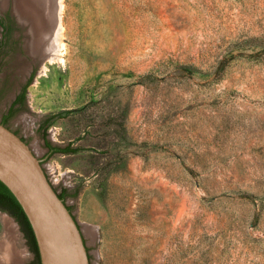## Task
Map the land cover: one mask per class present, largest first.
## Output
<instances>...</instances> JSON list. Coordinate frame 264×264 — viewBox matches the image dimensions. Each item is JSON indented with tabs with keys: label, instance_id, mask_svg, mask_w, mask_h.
I'll list each match as a JSON object with an SVG mask.
<instances>
[{
	"label": "rangeland",
	"instance_id": "374dc122",
	"mask_svg": "<svg viewBox=\"0 0 264 264\" xmlns=\"http://www.w3.org/2000/svg\"><path fill=\"white\" fill-rule=\"evenodd\" d=\"M33 4L0 0V106L32 68L8 124L89 264H264V0H63L59 21L56 0ZM57 24L53 63L30 47ZM45 139L68 151L44 157ZM6 235L34 264L0 209Z\"/></svg>",
	"mask_w": 264,
	"mask_h": 264
},
{
	"label": "water",
	"instance_id": "95a60500",
	"mask_svg": "<svg viewBox=\"0 0 264 264\" xmlns=\"http://www.w3.org/2000/svg\"><path fill=\"white\" fill-rule=\"evenodd\" d=\"M0 181L13 194L29 222L40 264H89L78 222L47 179L40 159L2 123Z\"/></svg>",
	"mask_w": 264,
	"mask_h": 264
},
{
	"label": "bare ground",
	"instance_id": "6f19581e",
	"mask_svg": "<svg viewBox=\"0 0 264 264\" xmlns=\"http://www.w3.org/2000/svg\"><path fill=\"white\" fill-rule=\"evenodd\" d=\"M27 1V3H29V5H31L32 3H34L33 5H35V7L37 9H42V8H39L38 6L39 5V0H25ZM57 1V18H58V21H59V17L61 16V13H62V5H63V0H56ZM32 5V6H33ZM38 5V6H37ZM25 7V6H24ZM23 7V8H24ZM42 7V6H41ZM22 8V9H23ZM17 11H19V8H17ZM46 9H44L45 11ZM16 11V12H17ZM32 11V10H31ZM34 11V10H33ZM37 12V10H35ZM42 11L41 14H42V20L41 22L44 23V25H50V22H48V20H50L47 15L45 14V12ZM47 11H50L49 9ZM51 12V11H50ZM48 13V12H47ZM36 15V14H35ZM55 15V14H54ZM33 16V15H32ZM26 18V17H25ZM32 18V17H31ZM33 19V18H32ZM24 20V19H22ZM55 20V19H54ZM33 23V22H32ZM38 23V22H37ZM40 23V21H39ZM41 23V24H42ZM55 23V22H54ZM56 24V23H55ZM28 25V24H27ZM33 25V24H32ZM42 26V25H41ZM34 27V26H33ZM34 29V28H33ZM39 30V29H38ZM43 30V29H42ZM46 31V28L45 30ZM43 31V32H44ZM62 31H63V27H62V24H57V27L53 30L52 32V35L51 36V39L49 43H47V47L45 48V45H46V37H48V33H43V32H40V33H37V30H36V33H34L33 35V42H32V47H30V51L32 52V54H36V52H39L40 49H43L44 51H49V53L51 54L49 56V62H58L61 60L60 58V54L62 53V47L64 46V43H63V40H62ZM35 32V31H34ZM45 42V44H44ZM48 42V41H47ZM41 47V48H40ZM42 50V52H43ZM47 53V52H46ZM33 151V150H32ZM35 154V153H34ZM36 155V154H35ZM9 229H13L12 228V225L9 224L8 225ZM8 238L6 237L4 241H1L0 242V250L3 251V252H6V253H9L10 252V257L8 260L5 261L0 259V264H15L16 260H15V251H13V247L9 246L8 245ZM7 256V255H6ZM5 256V257H6Z\"/></svg>",
	"mask_w": 264,
	"mask_h": 264
},
{
	"label": "flooded vegetation",
	"instance_id": "af4514ba",
	"mask_svg": "<svg viewBox=\"0 0 264 264\" xmlns=\"http://www.w3.org/2000/svg\"><path fill=\"white\" fill-rule=\"evenodd\" d=\"M30 70L31 71L28 73L27 77L21 83H18L16 85V88H13L9 90V92H7V95L4 96L5 97L3 100L4 104L3 106H0V123L10 128L16 134H18L17 131L11 128V126H9L8 123L12 119V117H14V114L18 110H20V108L23 107L25 104L26 92L28 86L30 85V77L33 69L31 68ZM20 137L23 139L22 136ZM41 143L44 147V151H43L44 157H48L55 153H59L58 149H65L64 146L52 144L48 142L47 139L43 140ZM60 193H62V191H60Z\"/></svg>",
	"mask_w": 264,
	"mask_h": 264
},
{
	"label": "trees",
	"instance_id": "16d2710c",
	"mask_svg": "<svg viewBox=\"0 0 264 264\" xmlns=\"http://www.w3.org/2000/svg\"><path fill=\"white\" fill-rule=\"evenodd\" d=\"M59 152H66L68 151L67 148L65 149H58ZM65 195V191L62 193H58L59 198L63 200ZM0 209L7 211L19 224L20 230L26 241L30 250L34 254V264H40L38 250L36 246V242L33 236V232L29 225V222L23 213V210L13 194L9 191V189L0 181Z\"/></svg>",
	"mask_w": 264,
	"mask_h": 264
},
{
	"label": "crops",
	"instance_id": "0c3cea01",
	"mask_svg": "<svg viewBox=\"0 0 264 264\" xmlns=\"http://www.w3.org/2000/svg\"><path fill=\"white\" fill-rule=\"evenodd\" d=\"M5 237H7L8 240L10 239V238H9V235H8V236H7V235L4 236V238H5ZM15 260H17L16 264H17V263H18V264H22V260H23V259H22V255L16 253V255H15Z\"/></svg>",
	"mask_w": 264,
	"mask_h": 264
}]
</instances>
